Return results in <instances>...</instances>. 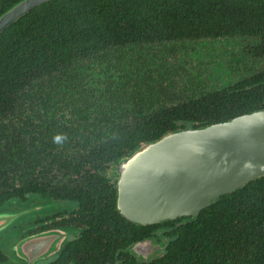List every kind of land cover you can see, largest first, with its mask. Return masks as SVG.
Returning <instances> with one entry per match:
<instances>
[{
  "label": "trees",
  "instance_id": "trees-1",
  "mask_svg": "<svg viewBox=\"0 0 264 264\" xmlns=\"http://www.w3.org/2000/svg\"><path fill=\"white\" fill-rule=\"evenodd\" d=\"M259 110L264 0L46 2L0 33V206L40 196L103 215L69 244L76 264H264V177L138 226L112 175L144 143ZM153 231L162 252L136 257Z\"/></svg>",
  "mask_w": 264,
  "mask_h": 264
},
{
  "label": "water",
  "instance_id": "water-1",
  "mask_svg": "<svg viewBox=\"0 0 264 264\" xmlns=\"http://www.w3.org/2000/svg\"><path fill=\"white\" fill-rule=\"evenodd\" d=\"M53 0H20L0 15V33L35 7ZM115 208L127 222L139 226L182 217H196L219 196L233 193L264 177V111L234 117L199 129L167 133L144 143L112 167ZM38 198L13 200L0 206L3 228L36 217ZM45 208L57 210L49 200ZM2 225H0V229ZM147 241L135 245L139 254ZM150 250L161 251L159 245ZM36 236L19 244L26 261L42 254Z\"/></svg>",
  "mask_w": 264,
  "mask_h": 264
},
{
  "label": "flooded vegetation",
  "instance_id": "flooded-vegetation-1",
  "mask_svg": "<svg viewBox=\"0 0 264 264\" xmlns=\"http://www.w3.org/2000/svg\"><path fill=\"white\" fill-rule=\"evenodd\" d=\"M37 198L41 202H39V213L36 217L22 219L5 228H3V224H0L2 225L0 229V264H76L74 252L76 247L69 244L74 243L82 234L91 232L87 218L103 217V215L88 212L77 214L70 204L48 198L51 204L60 205L57 210H52L53 207L45 208L43 205L45 199L40 196ZM34 236L39 240L42 254L34 262H29L24 260L28 256L22 254L19 244ZM144 239L143 241H147V243L144 245V249H142L143 246L139 249L141 250L139 254H136L133 248L142 241L135 242L130 248L136 257L149 260L162 252V242L155 238L154 231ZM149 244L159 245L162 249L161 251H151Z\"/></svg>",
  "mask_w": 264,
  "mask_h": 264
},
{
  "label": "clouds",
  "instance_id": "clouds-1",
  "mask_svg": "<svg viewBox=\"0 0 264 264\" xmlns=\"http://www.w3.org/2000/svg\"><path fill=\"white\" fill-rule=\"evenodd\" d=\"M62 139H63V137L56 136V137H54V141L53 142L59 144L62 141Z\"/></svg>",
  "mask_w": 264,
  "mask_h": 264
}]
</instances>
